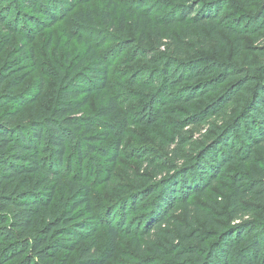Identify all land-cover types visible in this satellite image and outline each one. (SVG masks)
I'll return each instance as SVG.
<instances>
[{
    "label": "trees",
    "instance_id": "trees-1",
    "mask_svg": "<svg viewBox=\"0 0 264 264\" xmlns=\"http://www.w3.org/2000/svg\"><path fill=\"white\" fill-rule=\"evenodd\" d=\"M6 1L0 0L1 28L12 26L9 21L7 25L9 9L1 7ZM53 1L21 0L35 14L28 15L32 16V27L38 26L36 19L45 23L56 19L59 5ZM170 1L169 10L157 22L165 28L176 54L152 60L157 67L148 84L138 79L149 76L143 69H136L128 81L148 91L136 122L144 127L158 124L164 129L170 124L176 130L208 124L212 134L204 138L188 164L120 196L115 206L120 213L109 212L99 219L90 202L91 184L83 175L82 164L87 160L85 170L91 176L104 174L101 182L109 180L129 125L114 96L107 97L94 115L82 113L88 94L106 88L103 61L92 62L91 71L80 81L63 77V90L56 93L51 105L38 111L34 103L43 94V83L16 93L26 78V73L15 72L22 61L15 59L1 67L0 264H105L112 259L120 237L130 236L138 243L125 225L127 205L144 210L138 235L145 239L166 237L162 245L153 242L165 258L157 264H264V166L256 162L257 152L264 154V59L243 67L211 55L187 56L170 33L174 25L199 31L205 28L211 35L221 30L233 39L238 55L241 35L264 30V0L251 14L234 20L223 14L227 0ZM243 1L252 6L251 0ZM139 6V16L149 19L152 7L143 1ZM5 44V38H0V52ZM166 49H171L170 43ZM257 50L264 53V47ZM150 53L137 46L131 61L137 56L149 59ZM171 104L188 111L169 107ZM232 107L234 111L229 114ZM165 116L171 117L169 123ZM216 117L222 118L219 125L214 123ZM170 140L181 142L175 137ZM71 149L79 165L74 175L63 169ZM141 156L136 153V157ZM143 159L148 161L146 155ZM216 185L225 195L214 197L230 208L227 224L210 221L211 215L190 200L192 196L207 199L211 195L208 188ZM147 200L150 204L144 208ZM139 202H144L143 208ZM255 210L259 212L255 217L240 218ZM177 211H182L185 221L173 217ZM198 217L204 221H197ZM101 222L105 239L99 245L95 231ZM198 222L213 224L215 232L203 230Z\"/></svg>",
    "mask_w": 264,
    "mask_h": 264
},
{
    "label": "rangeland",
    "instance_id": "rangeland-1",
    "mask_svg": "<svg viewBox=\"0 0 264 264\" xmlns=\"http://www.w3.org/2000/svg\"><path fill=\"white\" fill-rule=\"evenodd\" d=\"M140 1L152 7L150 20L139 16ZM227 1L225 6L227 10L223 14L229 15L230 19L234 20L251 14V10L259 7L262 0H251V7L243 0ZM1 3V7L10 11L7 25L9 21L12 22V26L0 27V38L6 40L0 52V68L15 59L22 61L20 66H23H19V70H17L18 66H15V72L17 75L26 73V78L16 93L25 92L27 89H33L36 84L43 83V94L34 103L36 111L40 107L52 104L56 93L63 90L61 87L63 77L71 78L74 82L80 81L85 78V73L91 71L92 62L98 59L103 61L102 64L107 70L106 88L101 92L92 91L88 94V103L82 109V113L94 115L107 97L114 96L119 101V110L129 119V125L124 130L120 153L115 158L109 180L101 182L100 177H104V174L97 176L99 178L91 176L85 170L87 160L82 164L83 175L91 184L90 202L99 219L109 212L120 213V208L115 207L120 196L145 184L155 183L173 168L188 164L199 146L203 144L204 138L212 134V131L209 134L208 124H204L201 128L189 126L183 130H176L170 127V124L164 129L158 124L144 127L136 122L148 91L147 88L132 86L128 81L134 77L136 69H143L149 72V76L138 79L144 81V85L148 84L150 76L157 67L152 60L160 59L167 53L176 54L165 28L157 22L164 11L169 10L168 0H54L53 3L59 5L56 19L49 23L36 19L38 26L34 27H32L34 23L29 22L32 16L28 15L35 16V14L21 3V0H7ZM132 10H135L134 15H131ZM36 17L40 18V16ZM170 33L176 42L181 44L187 56L211 55L243 67L247 66L248 62L260 64L264 59V53L257 50L264 47V30L256 35H241L242 47L238 55L233 39L227 37L221 30L217 31L218 35H211L205 28L199 31L195 27L174 25L171 26ZM128 41L134 42L130 46H125ZM168 43L171 46L170 50L166 49ZM137 46L149 49L150 58L137 56L131 61L133 50ZM201 103L196 105V109ZM169 107H177L184 113L188 111L187 107L179 105L171 104ZM29 110L30 105L26 107V111ZM228 111L230 114L234 108H229ZM170 118L165 116L163 119L169 123ZM213 120L215 125H219L222 118L216 117ZM171 137L181 139V142L173 143ZM145 151L147 154H144ZM136 153L142 156L138 158ZM145 155L148 157L147 162L143 159ZM256 157V162L264 166V154L257 152ZM63 169L71 175L78 174L79 165L73 149L67 153V165H64ZM154 173H159V176L155 177ZM155 178L157 180H154ZM223 181L219 180L220 183ZM208 191L211 195H208L207 199L192 196L190 200L198 203L211 215L213 220L210 221L227 224L226 215L230 212V208L226 202L222 203L214 197L225 195L222 188L216 185L209 187ZM142 203L144 202L138 203L140 208H143ZM145 204L144 208L150 204L149 200L145 201ZM126 208L129 213L125 225L134 232L138 243H135L130 236L120 237L112 259L105 264L112 262L133 264L142 260L148 261L149 264H157L165 259L155 250L153 242L162 245L166 237L154 236L145 239L138 235L142 229L141 213L144 210H133L129 205ZM255 213L259 212L255 210L252 214L240 218L251 219L256 216ZM172 215L180 221H185L182 211L174 212ZM197 221L204 220L198 217ZM198 225L203 230L215 232L213 224L207 226L204 222H198ZM95 235L100 245L105 239L102 222L96 229Z\"/></svg>",
    "mask_w": 264,
    "mask_h": 264
}]
</instances>
